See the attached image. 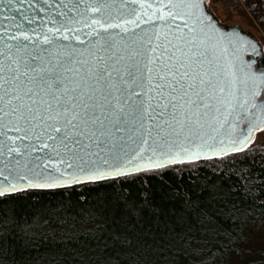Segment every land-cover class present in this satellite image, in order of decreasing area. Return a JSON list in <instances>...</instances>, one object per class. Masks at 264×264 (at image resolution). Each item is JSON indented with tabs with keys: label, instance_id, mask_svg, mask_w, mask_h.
I'll return each mask as SVG.
<instances>
[{
	"label": "snow or ice",
	"instance_id": "obj_1",
	"mask_svg": "<svg viewBox=\"0 0 264 264\" xmlns=\"http://www.w3.org/2000/svg\"><path fill=\"white\" fill-rule=\"evenodd\" d=\"M23 3L0 0V196L139 179L264 131V51L202 0Z\"/></svg>",
	"mask_w": 264,
	"mask_h": 264
},
{
	"label": "trees",
	"instance_id": "obj_2",
	"mask_svg": "<svg viewBox=\"0 0 264 264\" xmlns=\"http://www.w3.org/2000/svg\"><path fill=\"white\" fill-rule=\"evenodd\" d=\"M240 5L264 38V0ZM262 234L261 145L0 196V264H264Z\"/></svg>",
	"mask_w": 264,
	"mask_h": 264
},
{
	"label": "rangeland",
	"instance_id": "obj_3",
	"mask_svg": "<svg viewBox=\"0 0 264 264\" xmlns=\"http://www.w3.org/2000/svg\"><path fill=\"white\" fill-rule=\"evenodd\" d=\"M241 1L242 0H205V6L219 24L226 27L233 25L241 27L243 32L257 39L262 46V51H264V38L256 29L245 8L240 5ZM249 145L250 147L259 145L264 146V131H255L252 137V143ZM258 238L260 239V241L257 242V244L260 245L259 249L264 251V234L260 235Z\"/></svg>",
	"mask_w": 264,
	"mask_h": 264
},
{
	"label": "water",
	"instance_id": "obj_4",
	"mask_svg": "<svg viewBox=\"0 0 264 264\" xmlns=\"http://www.w3.org/2000/svg\"><path fill=\"white\" fill-rule=\"evenodd\" d=\"M34 3H43V0H33ZM53 3L56 2V0H52ZM202 3H203V7L206 9V12L208 15H210L214 21L225 31L227 32H238L240 35H243V36H246L247 38L251 39V40H254L256 41L259 45L260 43L257 41L256 38L252 37L250 34L248 33H245L243 32V30L241 29V27L237 26V25H233V26H229V27H226V26H222L221 24L218 23V21L210 14L208 8L205 6V0H202ZM28 4H29V0H24V3L23 5L21 6L20 10L21 11H25L26 9H28ZM41 15H43V13H41ZM261 46V45H260ZM261 49H262V46H261ZM255 132V131H254ZM254 134V133H253ZM247 148V147H246ZM228 155V154H227ZM225 156V155H224ZM220 157H223V156H220ZM212 158H219V157H212ZM204 159H211V158H200V159H197V160H204ZM196 161V160H194ZM186 163V162H185ZM178 164H182V163H177V164H174V165H178ZM168 166H173V165H168ZM168 166H165V167H168ZM163 167V168H165ZM162 169V168H160ZM159 170V169H158ZM142 173V172H141ZM99 182V181H97ZM59 188V187H57ZM26 190H29V189H26ZM26 190H22V191H26ZM43 190H46V189H43ZM22 191H18V192H22ZM16 193V192H15ZM12 194V193H11ZM8 195V194H6Z\"/></svg>",
	"mask_w": 264,
	"mask_h": 264
}]
</instances>
